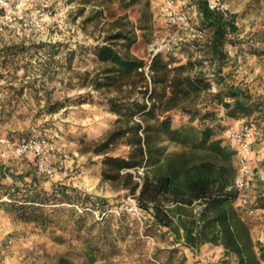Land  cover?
<instances>
[{"label": "trees", "instance_id": "obj_1", "mask_svg": "<svg viewBox=\"0 0 264 264\" xmlns=\"http://www.w3.org/2000/svg\"><path fill=\"white\" fill-rule=\"evenodd\" d=\"M83 1L96 7L85 22L102 24L104 34L93 45L79 44L71 59L84 52L92 55L94 69L79 74L80 86L96 91L116 118L103 137L82 140L81 151L100 156L101 179L133 195L155 225L169 229L185 247L198 252L206 244L221 246V264H263L253 237L262 223L245 216L237 205L236 151L224 133L234 120L257 111L263 116L264 107L249 101L247 92L233 84L212 92L213 82L201 69L203 60L183 61L166 51L153 52L149 59L139 56L136 49L154 24L151 0ZM198 2L211 29L206 47L222 61L229 36L238 30L235 18L215 14L203 0ZM26 50L27 46L14 44L0 56L14 60ZM63 107L59 102L48 111ZM4 168L0 164V175ZM12 175L14 182L0 179V200L17 219L63 227L59 219L65 214L74 230L88 229L84 238L78 235L85 259L62 254L57 264H95L120 253L111 229L89 236L96 224L103 223L96 220L97 212L113 215L107 200L73 186H46L37 171ZM4 196L8 200H2ZM130 229L123 224L118 233L125 237ZM171 251L174 255L179 248Z\"/></svg>", "mask_w": 264, "mask_h": 264}, {"label": "rangeland", "instance_id": "obj_2", "mask_svg": "<svg viewBox=\"0 0 264 264\" xmlns=\"http://www.w3.org/2000/svg\"><path fill=\"white\" fill-rule=\"evenodd\" d=\"M222 1L229 6L230 16L235 18L238 27L224 46L225 58L217 61L206 47L211 29L200 15L198 0L188 3L185 9L195 23L206 25L207 42L197 53L188 50L185 57L181 54H175V57L183 61L190 58L203 60L201 69L213 82L212 92L224 88V84H233L247 92L249 101L251 98L253 103L264 107V0ZM151 2L153 28L136 49V53L146 59L150 58L161 37L172 31L161 13L162 0ZM95 8L83 0H66L62 5L61 21L41 42L25 44L0 33V51L14 44L28 47L17 53L14 60L0 56V140L8 138L18 142L42 136L49 138L56 145L54 165L57 170L56 177L50 178L39 173L34 162L17 158L12 152L3 157L0 141V164L6 167L0 179L14 182L12 174L20 177L23 172L37 171L46 186H73L107 200L113 215L104 217L97 212L96 220L103 223L96 224L89 236L99 235L104 228L111 229L110 237L116 241L120 253L109 260L100 258L95 264H221L224 251L220 246L204 245L194 252L182 245L169 229L155 225L150 212L141 209L133 195L116 190L101 179L100 156L81 151L82 140L103 137L116 118L96 91L80 86L79 74L94 69L92 55L84 52L71 59L72 50L78 49L79 44L93 45L104 34L102 24L95 26L85 22ZM133 18H136L135 14ZM82 98L87 99L79 102ZM59 102L64 104L62 109L48 111ZM243 122L254 124L257 132L254 149L264 154V115L257 111L252 116L234 120L231 127ZM122 151L121 148L116 153ZM258 158L262 168L264 157ZM255 183L257 191L254 195H258L257 202L264 208V182L256 180ZM2 200H8V197L4 196ZM122 216H125L123 223ZM66 218L65 214L60 216L63 227L23 222L6 210L0 200V264H57V258L62 254L83 261L85 245L82 238L88 229L76 231ZM254 219L264 223V211L260 210ZM123 224L131 228L125 237L118 233ZM174 248H179V252L172 255ZM184 256L185 263L182 261Z\"/></svg>", "mask_w": 264, "mask_h": 264}, {"label": "built area", "instance_id": "obj_3", "mask_svg": "<svg viewBox=\"0 0 264 264\" xmlns=\"http://www.w3.org/2000/svg\"><path fill=\"white\" fill-rule=\"evenodd\" d=\"M66 0H0V33L7 34L22 43L41 42L50 29L61 21L62 5ZM196 0H162L161 13L172 31L161 37L154 53L171 52L186 56V51L197 53L207 42V29L192 20L185 9ZM209 11L230 19L229 6L222 0H203ZM203 16V13L200 12ZM232 52V50H229ZM256 128L251 122H243L228 129L226 139L236 151L238 172L234 183L237 205L247 217H256L262 209L252 191L256 180L264 182V171L254 165V137ZM3 157L8 152L24 160L34 162L39 173L50 178L57 175L54 165L55 143L46 137L11 141L0 140ZM259 242L264 257V225L259 230Z\"/></svg>", "mask_w": 264, "mask_h": 264}, {"label": "crops", "instance_id": "obj_4", "mask_svg": "<svg viewBox=\"0 0 264 264\" xmlns=\"http://www.w3.org/2000/svg\"><path fill=\"white\" fill-rule=\"evenodd\" d=\"M5 36H7V37H10L9 35H7V34H4ZM12 38V37H11ZM12 39H14V38H12ZM15 40V39H14ZM228 131V130H227ZM227 131L224 133V137L226 138V135H227ZM255 134H257V132H255ZM255 141H256V135H255V137H254V147H255ZM229 142V141H228ZM230 143V142H229ZM262 155V156H261ZM258 156L259 157H261V158H263L264 157V154L262 153H260L258 150H255L254 149V157H253V159H254V165H255V169L257 170V171H264V166L262 167V168H260V166H259V161L257 160V159H260V158H258ZM256 184H255V188H254V190L252 191V193L254 194L257 190H256ZM260 195H262L263 196V194H260ZM254 197L257 199L258 198V195L256 196V195H254ZM262 211H264V208H262L261 209ZM264 225V223H262V224H260V225H258L254 230H253V237H254V241H255V244H256V251H257V253H258V255H259V257L261 258V260H262V263L264 264V257H263V253H262V250H261V247H260V242H259V230H260V228L262 227ZM206 245H209V244H206ZM220 250L221 251H224V249L220 246ZM196 253H193V255H195Z\"/></svg>", "mask_w": 264, "mask_h": 264}]
</instances>
